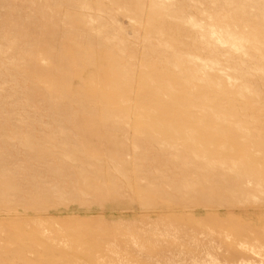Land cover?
Returning <instances> with one entry per match:
<instances>
[{
    "label": "rangeland",
    "instance_id": "1",
    "mask_svg": "<svg viewBox=\"0 0 264 264\" xmlns=\"http://www.w3.org/2000/svg\"><path fill=\"white\" fill-rule=\"evenodd\" d=\"M0 264H264V0H0Z\"/></svg>",
    "mask_w": 264,
    "mask_h": 264
}]
</instances>
